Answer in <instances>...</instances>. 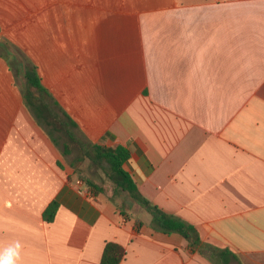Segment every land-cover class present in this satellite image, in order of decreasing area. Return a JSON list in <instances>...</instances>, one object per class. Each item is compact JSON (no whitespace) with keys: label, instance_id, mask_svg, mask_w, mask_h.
Listing matches in <instances>:
<instances>
[{"label":"crops","instance_id":"0c3cea01","mask_svg":"<svg viewBox=\"0 0 264 264\" xmlns=\"http://www.w3.org/2000/svg\"><path fill=\"white\" fill-rule=\"evenodd\" d=\"M13 46L79 138L128 148L147 200L229 264H264V0H0V251L101 264L114 242L121 264H219L130 198L80 193L66 136L24 102Z\"/></svg>","mask_w":264,"mask_h":264},{"label":"trees","instance_id":"16d2710c","mask_svg":"<svg viewBox=\"0 0 264 264\" xmlns=\"http://www.w3.org/2000/svg\"><path fill=\"white\" fill-rule=\"evenodd\" d=\"M17 65L20 66V64ZM22 68L20 72L25 79L23 88L24 102L39 123H42V120H44L64 133L66 142L64 144L63 156L72 154L76 148L80 154L77 159L79 162L87 159L91 164L102 169L108 180L113 184L117 195L124 194V196L130 198V201L145 209L152 216V227L154 230L167 234H180L192 247L199 249L203 255L208 250H211L219 264H229L233 258H236L227 250L217 252L211 249V247L203 245L195 226L179 217L166 213L147 200L141 193L137 182L124 169V164L129 160L131 155L128 148L123 145L107 148L100 144L85 142L79 138L74 132L77 125L73 119L65 112V118H61L54 110V106L50 101L53 98L48 89L43 85L37 67L29 65L27 60L24 59ZM53 102L56 106L58 105L55 101ZM87 185L95 191L96 195L105 191L104 187H98L91 181H87ZM57 210L58 202L54 201L44 213L45 221L52 222ZM124 256L125 249L121 245L109 242L105 246L101 264H121Z\"/></svg>","mask_w":264,"mask_h":264},{"label":"rangeland","instance_id":"374dc122","mask_svg":"<svg viewBox=\"0 0 264 264\" xmlns=\"http://www.w3.org/2000/svg\"><path fill=\"white\" fill-rule=\"evenodd\" d=\"M2 41H6L5 39H1ZM14 47V46H13ZM15 50L17 52H19V54L21 56H23L24 59L27 60V58H25V52L19 48L14 47ZM0 52L1 53H7L8 51H5L4 48H0ZM29 61V60H28ZM31 64V62L29 61V65ZM15 67L16 64L14 63ZM25 79L23 77L22 74H19V76H17V83L18 85L21 87L22 92H23V96H24V83ZM22 84V85H21ZM55 137L58 140L59 146L61 147V149H63V143H64V139L66 141V138L62 139L61 137L57 136V133L55 132ZM80 156L78 150L75 148L73 153L63 157L65 163L67 165H70V167L74 170V175L76 177V181L75 184L77 186L82 185V188L84 189H88L89 191H91V194H95L94 190H92L88 185H87V181H91L94 184H96L98 187H104L105 191L103 194L108 195V196H113L112 199L116 198L117 199H123V207L127 206V197L124 196V194H119L117 195V193H115L114 191V186L113 184L108 180V178L106 177V175L104 174L103 170L94 166L93 164H91V162L89 160H85V161H78V157ZM79 182V184H78ZM124 196V197H123ZM126 198V199H125ZM131 209V208H130Z\"/></svg>","mask_w":264,"mask_h":264},{"label":"clouds","instance_id":"9594fccd","mask_svg":"<svg viewBox=\"0 0 264 264\" xmlns=\"http://www.w3.org/2000/svg\"><path fill=\"white\" fill-rule=\"evenodd\" d=\"M22 245L17 241L8 248L0 251V264H18Z\"/></svg>","mask_w":264,"mask_h":264},{"label":"built area","instance_id":"2783aa9c","mask_svg":"<svg viewBox=\"0 0 264 264\" xmlns=\"http://www.w3.org/2000/svg\"><path fill=\"white\" fill-rule=\"evenodd\" d=\"M78 184H79V182H78ZM80 187H81V189H80V193H81V194L86 195V196H88V197L92 195V194H91V191H89L87 188H86V189H85V188L83 189V188H82V185H80Z\"/></svg>","mask_w":264,"mask_h":264}]
</instances>
